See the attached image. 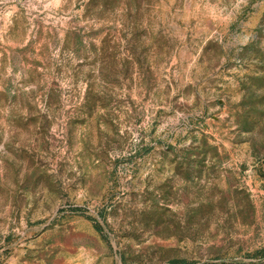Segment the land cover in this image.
Listing matches in <instances>:
<instances>
[{"label": "rangeland", "instance_id": "1", "mask_svg": "<svg viewBox=\"0 0 264 264\" xmlns=\"http://www.w3.org/2000/svg\"><path fill=\"white\" fill-rule=\"evenodd\" d=\"M264 264V0H0V264Z\"/></svg>", "mask_w": 264, "mask_h": 264}, {"label": "trees", "instance_id": "2", "mask_svg": "<svg viewBox=\"0 0 264 264\" xmlns=\"http://www.w3.org/2000/svg\"><path fill=\"white\" fill-rule=\"evenodd\" d=\"M177 264H185V262H176Z\"/></svg>", "mask_w": 264, "mask_h": 264}]
</instances>
